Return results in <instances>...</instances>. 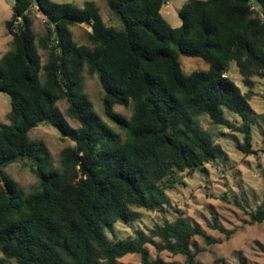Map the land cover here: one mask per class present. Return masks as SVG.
<instances>
[{
  "label": "trees",
  "instance_id": "obj_1",
  "mask_svg": "<svg viewBox=\"0 0 264 264\" xmlns=\"http://www.w3.org/2000/svg\"><path fill=\"white\" fill-rule=\"evenodd\" d=\"M167 2L105 0L116 22L107 25L92 1L79 7L14 0L5 23L11 49L0 59V93L10 99L8 123H0V170L25 160L38 186L23 194L0 175V264H124L128 255L140 264H200L198 240L221 243L180 214L125 238L115 235L118 225L131 226L142 212L169 207L167 191L186 173L226 160L197 118L239 134L236 150L253 152L256 120L247 97L252 79H264V0H188L177 28L161 15ZM34 9L45 20L39 42L47 52L44 63L32 30ZM79 25L89 28L86 44L73 40L70 28ZM180 56L201 59L208 69L185 74ZM231 63L247 95L227 75ZM85 69L101 86L102 116L83 92ZM60 101L77 128L57 107ZM116 106L130 107V117L116 113ZM225 111L240 122H228ZM40 125L55 127L73 143L61 151L57 170L45 145L29 139ZM212 221L210 229L226 239L234 234L216 217ZM262 222L264 198L248 224ZM148 246L181 260L151 258Z\"/></svg>",
  "mask_w": 264,
  "mask_h": 264
},
{
  "label": "rangeland",
  "instance_id": "obj_2",
  "mask_svg": "<svg viewBox=\"0 0 264 264\" xmlns=\"http://www.w3.org/2000/svg\"><path fill=\"white\" fill-rule=\"evenodd\" d=\"M55 3L73 4L81 7L84 2L92 1L99 9L102 20L107 25H116L110 15L105 0H52ZM188 0H168L162 7L161 15L165 22L172 28L181 25L179 11ZM14 0H0V59L11 49L10 36L5 30V23L10 20ZM32 30L35 35V44L38 53L44 63L47 52L40 48L39 42L46 36L44 18L34 10L30 14ZM73 40L78 44H86V32L89 28L84 25L70 28ZM179 62L185 74L193 71H206L208 64L198 58L180 56ZM227 75L240 88L243 94H248L249 89L244 86L238 71L233 63L228 67ZM83 92L91 101L94 111L101 114L102 89L96 76H90L85 69L83 74ZM253 87L249 93L248 103L250 114L256 120L253 129V152L245 155L235 148L236 140L242 141V136L231 133L223 126H216L205 117L196 119L195 124L199 129L219 144L226 152V160L214 164L205 165L203 171L186 173L183 181L173 189L168 190L171 205L164 207L162 212H142L141 218L127 227L118 225L115 228L116 238H125L136 229L148 230L163 220L172 219L177 214L193 224H198L208 235L221 240L220 244L205 245L198 240L200 247L204 249L197 256L200 264H264V222L249 225V213L254 212L261 205L264 198V79L254 77ZM57 107L65 116L68 124L77 128L76 121L66 114L67 104L64 101L57 103ZM10 110V99L7 95L0 93V123L6 124L7 114ZM116 113L128 118L131 115L130 107L116 106ZM228 122H240L236 116H231L225 111ZM102 119L116 132L123 133L105 118ZM31 141H41L48 153L49 163L53 169L60 167V153L73 143L64 138L55 127L40 125L29 132ZM0 175L14 180L23 194L35 190L38 182L29 170L25 160H18L0 170ZM227 201H224L223 198ZM237 198L240 203L246 202L238 207L232 201ZM243 198V199H242ZM212 217H216L225 230H235L230 238L226 239L223 233L210 229ZM151 258L157 256L165 261L181 260L166 252L157 253L148 246ZM124 264H140L137 255H128L121 259ZM7 264H15L8 261Z\"/></svg>",
  "mask_w": 264,
  "mask_h": 264
}]
</instances>
